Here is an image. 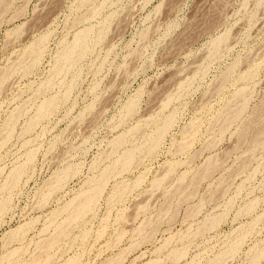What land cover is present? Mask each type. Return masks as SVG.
I'll return each mask as SVG.
<instances>
[{
  "label": "rangeland",
  "instance_id": "374dc122",
  "mask_svg": "<svg viewBox=\"0 0 264 264\" xmlns=\"http://www.w3.org/2000/svg\"><path fill=\"white\" fill-rule=\"evenodd\" d=\"M6 3L0 264H264V0Z\"/></svg>",
  "mask_w": 264,
  "mask_h": 264
},
{
  "label": "bare ground",
  "instance_id": "6f19581e",
  "mask_svg": "<svg viewBox=\"0 0 264 264\" xmlns=\"http://www.w3.org/2000/svg\"><path fill=\"white\" fill-rule=\"evenodd\" d=\"M6 1H7V0H0V4H1V6H2V5L5 6V5L7 4ZM84 1L86 2V0H84ZM4 3H6V4L4 5ZM219 3H220V2H219ZM4 8H5V7H4ZM96 9H97V8H96ZM0 10H3V9H0ZM92 11H93V10H92ZM84 14H85V13H84ZM79 17H80V16H79ZM84 17H85V16H84ZM87 31H88V30H87ZM101 31H102V30H101ZM102 32H103V31H102ZM78 33H79V32H78ZM86 33H87V32H85V31H84V32H81L78 36H76V39H75L74 43H73V42L70 43V44L73 43L72 45L69 46V44H68L69 47L66 45L68 48H67L66 50H64V53H63L62 55H60L61 58H60V57H59V58H60L61 60L57 61V63L59 62V66H60V62H67V63L70 62V63L72 64V63H73L72 60H74L75 55H76L75 58H76V59H79V55H77V54H81L84 50H86V47H87V46L85 47V45H87V44H86V41H87L86 38L88 37V36H87L88 34L86 35ZM100 33H101V32H100ZM225 34H226V33H225ZM224 36H225V35H223V37H224ZM221 37H222V36H221ZM42 38H43V37H42ZM219 38H220V36H219ZM219 38H218V39H219ZM225 38H226V37H225ZM40 39H41V38H40ZM218 39H217V40H218ZM220 39L223 40V38H220ZM42 40H44V39H42ZM37 41H38V40H37ZM44 41H45V40H44ZM218 41L220 42V40H218ZM215 42H217V41H215ZM219 42H218V43H219ZM35 43H36V42H35ZM32 45H33V44H32ZM36 45L38 46V45H40V44L38 43V44H36ZM41 45H43V44L41 43ZM41 45H40V48H42ZM216 45H217V44H216ZM37 46H36V48H37ZM29 47H30V46H29ZM215 47H216V46H215ZM217 47H218V45H217ZM31 48H32V47H31ZM36 48H34V49H36ZM40 48H39V50H40ZM28 50H29V49H28ZM32 50H33V48H32ZM29 52H30V51H29ZM31 52H32V51H31ZM31 52H30V53H31ZM61 52H62V51H61ZM85 52H86V51H84V53H85ZM27 53H28V52H27ZM38 53H39V52H38ZM36 54H37V53H36ZM77 56H78V58H77ZM80 56H81V55H80ZM27 57H28V56H27ZM25 58H26V57H25ZM35 59H36V57H35ZM26 60H27V59H26ZM21 61H23V60H21ZM33 61H34V60H33ZM71 61H72V62H71ZM26 62H27V61H26ZM26 62H25V63H26ZM28 64H29V63H28ZM68 64H69V63H68ZM74 64H75V62H74ZM74 64H72V66H73ZM69 65H70V64H69ZM33 66H34V64H33ZM59 66L56 65L55 68H57V67H59ZM61 66L64 67V65H61ZM67 66H68V65H67ZM14 67H15V66H14ZM26 67H27V66H26ZM26 67H25V68H26ZM28 67L32 68L31 66H28ZM28 67H27V68H28ZM65 67H66V66H65ZM70 67H71V66H70ZM16 68H17V67H16ZM71 68H72V67H71ZM60 69H61V67H60ZM63 69H64V68H63ZM65 69L68 70V67L65 68ZM13 70H14V69H13ZM29 70H30V69H29ZM57 70H58V73H60V72H59V68H58ZM57 70H56L55 72H57ZM7 71H8V70H7ZM27 71H28V70H27ZM60 71H61V70H60ZM12 72H13V71H12ZM61 72H62V71H61ZM6 73H7V72H6ZM6 73H5V74H6ZM224 75H225V74H224ZM3 76H4V75H3ZM227 77H228V76H227ZM0 78H1V77H0ZM222 79H224V78H222ZM1 81H3V80H1ZM1 81H0V83H1ZM49 82H51V81H49ZM49 82H47V83H48L47 85H49ZM177 82H178V81H177ZM219 82H220V81H219ZM174 83H175V82H174ZM1 84H2V83H1ZM180 84H181V83H180ZM45 85H46V83H45ZM47 85H46V88H47ZM182 85H183V84H182ZM219 85H220V83H219ZM219 85H218V86H219ZM0 86H2V85H0ZM245 90H246V89H245ZM241 91H242V90H241ZM243 92H244V91H243ZM245 92H247V91H245ZM245 92H244V93H245ZM239 93H242V92H239ZM239 95L243 96L242 94H239ZM165 96H166V95H165ZM237 96H238V95H237ZM241 96H239V97H241ZM169 97H170V96H169ZM243 97H244V96H243ZM245 97H246V95H245ZM166 98H167V97H166ZM239 99H241V98H239ZM242 99H243V98H242ZM51 100H52V99H51ZM133 100H134V99H133ZM167 100H168V98H167ZM244 100H245V98H244ZM244 100H243V101H244ZM46 101H47V102H46L43 106L40 107L39 113L37 112L38 115H39V116H37V114H36L37 117L42 116V118H44V117L46 116L45 114H47V112L49 111V109H51V108H50L51 105H54V104H52L51 101H48V100H46ZM52 101H53V100H52ZM163 101H164V100H163ZM245 101H246V100H245ZM53 103H54V102H53ZM156 103H157V102H156ZM159 103H160V102H159ZM161 103H162V102H161ZM129 104H130V103H129ZM133 104H134V103H133ZM133 104H130L129 108H132V105H133ZM135 104H136V102H135ZM242 104H245V103H242ZM263 105H264V104H263ZM263 105H262V106H263ZM53 107H54V106H53ZM134 107H135V106H134ZM160 107H161V106H160ZM245 107H246V106H245ZM231 108H232V107H231ZM240 108H241V109H240ZM242 108L244 109V107H241V106H240V107H239V110H237V111H235V112L233 111L234 113H233L232 115H233V116H236V115L241 114L240 112L242 111ZM127 109H128V108H127ZM127 109H126V110H127ZM133 109H134V108H133ZM133 109H132V111H133ZM234 109H235V108H234ZM128 110H129V109H128ZM128 110H127V111H128ZM259 110L262 112V111L264 110V108H263V110H262V109H259ZM51 111H52V110H51ZM127 111H126V112H127ZM129 111H130V110H129ZM132 111H131V112H132ZM254 111H255V110H254ZM260 111H259V113H260ZM230 112H231V111H230ZM242 112H243V111H242ZM49 113H50V112H48V114H49ZM259 113H257V114H258V115H262V116L264 115V114H259ZM43 115H45V116L43 117ZM36 116H35V117H36ZM255 116H256V115H255ZM35 117H34V119L31 120V122H33L34 120L37 121V118L35 119ZM237 117H238V116H237ZM237 117H236V118H237ZM11 118H12V117H11ZM11 118H10V120H11ZM13 118H14V116H13ZM40 118H41V117H40ZM40 118H38V119H40ZM226 118H227V117H226ZM226 118H225V119H226ZM228 118H229V117H228ZM228 118H227V120H228ZM232 118H233V117H232ZM256 118H257V117H256ZM262 118L264 119V117H262ZM229 119H230V118H229ZM256 120H258V119H256ZM35 121H34V122H35ZM229 122H230V121H229ZM252 122H253V121H252ZM256 122H257V121H256ZM258 122H259V124H260L261 121L258 120ZM8 123H10V122H8ZM8 123H7V125L10 127V124H8ZM11 123H12L11 126H13L14 123L12 122V120H11ZM35 123H36V122H35ZM223 123H224V122H223ZM225 123H226V122H225ZM227 123H228V121H227ZM227 123H226V124H227ZM245 123H246V122H245ZM245 123H244V124H245ZM247 123H248V122H247ZM250 123H251V122H250ZM250 123H248V126H249ZM31 124H32V123H31ZM166 124H167V123H166ZM251 124H252V123H251ZM257 124H258V123H257ZM164 125H165V123H164ZM245 125H246V124H245ZM8 126H7V129L9 128ZM221 126H222V125H221ZM251 126H252V125H251ZM10 128H11V127H10ZM161 128H162V127H161ZM165 128H166V126H165ZM165 128H164V129H165ZM220 128H221V127H220ZM222 128H223V127H222ZM249 128H250V126H249ZM244 129H245V128H244ZM262 129H263V132H264V120L261 122V129L258 128V131H256L255 134H254V135H255V140L258 139L259 134L262 133V131H261ZM9 130H10V129H9ZM247 130H248V129H247V127H246V130H244V133H245V131H246V133H247V132H248ZM244 133H243V134H244ZM251 133H253V132H251ZM241 134H242V133H241ZM241 134H240V136H241ZM247 134H248V133H247ZM251 135H252V134H251ZM251 135H250V136H251ZM253 137H254V136H253ZM240 138H242V137H240ZM243 138H244V136H243ZM120 139H122V137H121ZM251 139H253V138H251ZM260 139H262V138H260ZM154 140H155V139H154ZM245 140H246V139H245ZM262 140H263V139H262ZM114 141H116V143H115V147H116L117 145H120V144H118V143L122 142V140H119V138H118V141H117V140H114ZM157 141H158V137H157ZM152 142H153V141H152ZM112 143H113V142H112ZM242 143H243V142H242ZM252 143H253V142H252ZM259 143H260V142H259ZM116 144H117V145H116ZM121 144H122V143H121ZM257 144H258V143H257ZM184 145H185V144H184ZM118 147H119V146H118ZM118 147H117V148H118ZM182 148H183V147H182ZM115 150H116V149H115ZM133 153H134V152H133V150H132V152L129 151L128 153H126L125 156H123V155H124V154H123V155H122V156H123V159H124L123 161H122V157L120 158L121 161H122V163H123V164L125 163V165H124L125 167H126V165H127L126 163H128L127 166H129V164H130L129 162H131L132 156H133V158H134ZM118 161H119V160H118ZM209 161H210V160H209ZM215 162H216V161H215ZM219 162H220V161H219ZM120 163H121V162H120ZM217 163H218V162H217ZM212 164H213V163H212ZM213 165H214V164H213ZM210 166H212V165H210ZM122 167H123V166H122ZM19 168H20V169H18V167H17V170H16V171L13 173V175L11 176V180H12V181H9V182H12V183H15L14 181L17 182V177L20 176L19 174L21 173V169H22V167L19 166ZM15 169H16V168H15ZM15 169H14V170H15ZM210 169H211V168H210ZM14 170H13V171H14ZM202 170H203V169H202ZM110 171H111V170H110ZM200 171H201V170H200ZM201 173H202V172H201ZM203 173H204V172H203ZM207 173H208V172H207ZM105 174H106V173H105ZM18 175H19V176H18ZM205 175H206V174H205ZM170 176H172V175H170ZM102 177H105V176L102 175ZM164 177H165V176H164ZM164 177H163V178H164ZM202 177H203V176H202ZM99 178H100V177H99ZM180 178H181V177H180ZM180 178H179V179H180ZM100 179H101V178H100ZM195 179H196V177H195ZM104 180H105V178H104ZM163 180H164V179H163ZM100 181H101V180H100ZM100 181H96V182H98V183L95 182V184H97V187H96V185H94V186H95L94 190H93V188H92V191H91V190H90V192L88 191L89 193H87V191H86L87 195H86L85 197L82 196V198H80L79 201H77L78 199L76 200L78 204H77V206H74V207H75V211H74V212H73V210L70 211V212H73V213L71 214V216H70V212H68V213H69V216H70V217L68 216L69 219L74 220V217H76L79 213H82L84 210H87V208L90 209L89 206L92 205L91 202L93 201L94 196H95V195L97 196V194H96L97 192L99 193V191H98L97 189H98L99 186L102 185V183H103V181H102V183L100 184ZM159 182L161 183V181H159ZM6 183H7V182H6ZM158 184H159V183H158ZM5 185H6V184H5ZM10 185L13 186L14 184H9L8 186H10ZM8 186H7V187H8ZM12 186H10V187H12ZM5 187H6V186H5ZM100 187H101V186H100ZM100 189H101V188H100ZM187 190H188V189H187ZM96 191H97V192H96ZM191 191H192V190H191ZM191 191L189 190V192H191ZM83 193H84V192H83ZM86 193H84V195H85ZM173 194H174V192H173ZM171 196H172V194H171ZM171 196H170V198H171ZM190 196H191V195H190ZM95 198H96V197H95ZM95 198H94V199H95ZM76 201H75V202H76ZM73 203H74V202H72V204H73ZM93 203H94V202H93ZM90 204H91V205H90ZM0 205H2V204H0ZM70 205H71V204H70ZM142 205H143V204H142ZM138 206H139V205H138ZM0 207L2 208V206H0ZM74 207H72V208H74ZM66 208H67V207H66ZM72 208H71V209H72ZM139 208H140V207H139ZM163 208H164V207H163ZM1 210H2V209H1ZM162 210H163V209H162ZM164 211H165V210H164ZM67 215H68V214H67ZM79 217H80V216H79ZM65 219H66V218H65ZM67 220H68V219H66V221H67ZM73 222H74V221H73ZM70 224H71V223H70ZM147 224H148V223H147ZM61 226H62V225H61ZM60 228L63 229L64 227H63V228L60 227ZM60 228H59V229H60ZM65 228H66V226H65ZM65 228H64V229H65ZM64 229H63V230H64ZM61 231H62V230H61ZM48 243H50V242H48ZM41 244H43V243H41ZM48 245H49V244H48ZM44 248H45V247H44ZM29 262H30V261H29Z\"/></svg>",
  "mask_w": 264,
  "mask_h": 264
}]
</instances>
